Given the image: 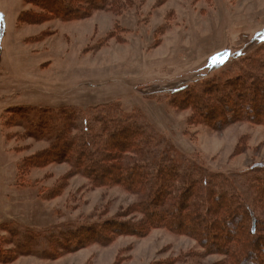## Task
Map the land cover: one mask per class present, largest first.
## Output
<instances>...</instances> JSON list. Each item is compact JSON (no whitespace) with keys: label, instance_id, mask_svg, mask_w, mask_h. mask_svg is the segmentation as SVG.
Listing matches in <instances>:
<instances>
[{"label":"rangeland","instance_id":"rangeland-1","mask_svg":"<svg viewBox=\"0 0 264 264\" xmlns=\"http://www.w3.org/2000/svg\"><path fill=\"white\" fill-rule=\"evenodd\" d=\"M21 11L33 19L19 20ZM42 15L28 0H0V256L27 231L34 239L28 255L0 264H231L223 246L207 248L186 233L185 222L181 231L155 227L142 236L107 238L104 230L103 244L98 236L67 243L70 233L65 245H54L61 230L129 220L126 210L139 195L108 182L111 175L95 184L72 174L67 161L35 159L50 142L27 133L26 117L15 108L137 109L175 155L242 178L264 163V125L242 120L217 129L168 98L195 81L237 73L240 59L264 43V0H113L85 18ZM25 159L33 165L19 173ZM259 213L264 217L263 206Z\"/></svg>","mask_w":264,"mask_h":264},{"label":"trees","instance_id":"trees-1","mask_svg":"<svg viewBox=\"0 0 264 264\" xmlns=\"http://www.w3.org/2000/svg\"><path fill=\"white\" fill-rule=\"evenodd\" d=\"M28 2L43 9V17L69 20L85 18L91 10L111 7L113 0ZM30 16L21 11L18 19L23 21ZM235 70V75L225 79H204L176 89L169 95L168 103L178 108L190 107L196 116L217 129L242 120L264 125V43L241 58ZM15 109L25 115L27 133L50 142L46 155H36L35 159L43 163L67 161L72 174L89 177L95 184L105 183V174L111 175L107 176L108 182H119L139 195L138 201L126 210L132 214L131 220L116 217L103 223L71 227L57 232L54 241L48 236L47 244L52 241L54 245H65L67 239L63 240V235L70 233L67 243L89 242L88 237L98 236L95 240L103 244L105 232L107 238L142 236L155 227L181 231L179 228L185 222L189 229L186 233L207 248L223 246L231 264H264V217L259 213L264 208V163L241 172L242 178L211 172L194 159L175 155L161 134L140 120L137 109L124 114L122 108L111 103L93 107L92 113L85 114L80 111L83 108L70 106L55 113L49 107ZM75 129L78 132H73ZM30 160L23 161L19 173L33 165ZM101 224L107 226L98 229ZM27 233L28 237L17 241L15 249L3 250L0 261L7 262L16 254L28 255L34 239L32 231Z\"/></svg>","mask_w":264,"mask_h":264}]
</instances>
